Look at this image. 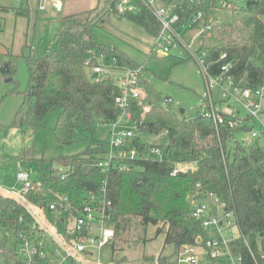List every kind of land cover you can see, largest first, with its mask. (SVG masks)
Returning <instances> with one entry per match:
<instances>
[{"label":"trees","instance_id":"16d2710c","mask_svg":"<svg viewBox=\"0 0 264 264\" xmlns=\"http://www.w3.org/2000/svg\"><path fill=\"white\" fill-rule=\"evenodd\" d=\"M247 1H253L249 8ZM247 1L237 6L238 0H204L194 5L186 0H157L170 5L179 15L176 28L190 22L198 12H204L207 23L210 11L216 6L231 11V23L210 27L220 47L203 46L196 56L204 53L207 76H219L220 67L230 63L225 77H231L237 87L255 90L264 84V0ZM221 2L226 6L222 8ZM116 3H110L107 14L139 25L150 36L158 34L160 23L146 0H134L135 12L119 13ZM66 19L69 25L55 37L53 50L41 56L31 50L25 57L28 84L10 126L34 133L41 129L49 113L58 110L53 132L60 146L72 144L77 132L83 138H92L98 124L109 125L119 115L114 103L119 94L115 82L107 75L91 79L85 72V57L89 53L93 57L105 53L117 57L127 67L137 66L131 59L97 42L93 30L102 20L97 23L93 19L86 22H77L73 17ZM196 26L192 24L191 28ZM222 54L226 58L220 60ZM130 104L132 121L138 123L137 131L142 135L141 142L137 138L135 144L138 151H143L142 139L146 135L165 134L161 161L135 160L131 170L103 174L96 165L103 159L107 142L92 140L82 153L36 162L38 181L31 180L25 201L46 214L49 205L55 204L56 210L51 212L54 222L59 214L65 216L59 221L61 233L67 241L78 240L77 232L72 235L69 232V221L79 216L88 194H94L96 203H100L105 188L104 199L111 203L106 211L115 238L127 230L130 218L137 217L143 226L157 227L156 235L163 233L164 244L172 245L176 254L181 246L194 244L201 234L200 223L192 217V204L214 194L235 213L241 238L233 251L240 255L241 264H264V236L260 237V233L264 234V152L259 138L251 136L254 126L247 124L252 119L247 116L234 128L222 127L216 131L200 117L178 119L168 108L148 105L144 111L143 103ZM1 129L4 133L8 130ZM244 132H250V141L236 139L238 133ZM178 163L192 164L194 168L171 176ZM38 229L36 220L23 204L0 194V230L16 236L14 249L0 245V255L6 261L16 262L20 234L27 237L35 234L37 242L41 241L43 232ZM114 242L110 243L112 249ZM158 261L166 264L165 258L159 257Z\"/></svg>","mask_w":264,"mask_h":264},{"label":"rangeland","instance_id":"374dc122","mask_svg":"<svg viewBox=\"0 0 264 264\" xmlns=\"http://www.w3.org/2000/svg\"><path fill=\"white\" fill-rule=\"evenodd\" d=\"M113 1H117L116 4L124 3L125 11H136L134 0H0V66L10 63V73L6 76L0 74V188L2 190L18 192L21 189V183L16 178L19 172L27 173L29 180L38 181L36 162L40 160L49 162L60 156H73L82 153L92 140L100 142L108 140L107 125L98 124L92 138H83L77 132L72 144L60 146L53 132L58 110L52 111L45 117L41 129L37 132L25 133L10 127L22 103V93L28 84L25 57L31 50H35L40 56L48 50H53L56 47L55 37L69 25L66 21L68 17H73L77 22L93 19L94 22L99 23L98 21L102 20V23L93 30L97 42L101 46L116 50L143 67L144 82L142 81L140 92L144 106L161 108L167 106L165 100L170 99L172 102L167 107L171 113L178 119L191 120L198 117L207 83L211 86L213 100L218 101L221 98V86L213 82L212 78H208L206 83L196 54L203 46L220 47L212 36L210 27L231 23V11H224L216 6L210 11L207 23L203 12L196 27H181L179 33L183 45L177 43L170 52L163 53L159 48L154 47L155 38L139 25L120 19L116 15L107 14ZM243 3L244 0H238L237 6ZM57 5L60 6V10H56ZM85 59L88 61L91 57L87 55ZM98 62L104 67L110 66L108 55L103 61L98 59ZM119 63H121L120 59ZM85 72L92 76L89 67H85ZM223 87L227 86L223 85ZM261 105L262 114L259 121L264 123V99ZM237 109L240 116L245 117L242 107L237 106ZM252 124L253 130H259L258 122L252 120L247 125L250 127ZM3 127L8 128L6 133L2 132ZM258 138V143L264 152V135ZM236 139L250 141V132L238 133ZM142 141L158 145L163 149L166 137L163 133L155 136L146 135ZM152 158L158 159L157 156ZM45 216L48 223L55 225L57 232L61 233L62 226L59 221L65 216L59 214L58 223L54 222V213L48 212ZM69 223L73 225L74 221ZM110 227H112L110 222L104 224V228ZM156 230L157 227L151 224L143 226L137 217L130 218L127 230L114 239V250L111 244L104 245L95 258L102 264H160L158 258L161 257L166 259V264H175L174 247L165 245L164 234L156 235ZM97 232L94 229L93 234ZM233 234L238 236L237 230H234ZM44 242H48L47 238ZM15 244L14 233L0 230V245L14 249ZM47 258L55 261L49 254ZM199 259L202 264H210L204 253L199 254ZM0 264H7L2 255H0Z\"/></svg>","mask_w":264,"mask_h":264},{"label":"built area","instance_id":"2783aa9c","mask_svg":"<svg viewBox=\"0 0 264 264\" xmlns=\"http://www.w3.org/2000/svg\"><path fill=\"white\" fill-rule=\"evenodd\" d=\"M155 1H146L160 23V30L154 37V47L159 48L163 53H167L177 43L183 45V39L179 33L181 27H191L192 24L198 25L203 13L198 12L191 18L190 22L176 28L180 20L179 15L174 12L170 5ZM196 2L195 0H186L189 5H194ZM225 6L226 3L221 2V7ZM116 9L119 13H124V3L117 4ZM56 10H60L59 5H57ZM88 55L91 59L85 60L84 65L90 68L92 74L110 76L119 91L114 99L119 115L114 122L107 125L106 152L96 167L103 174H106L111 170H131L133 169L132 162L135 160L161 161L164 152L162 147L144 143L145 147L141 152L138 151L135 145L137 138H140L138 143L141 142L142 135L137 131L138 123L132 121L130 103L132 101L142 103L140 88L143 81V67L138 65L127 67L119 63L118 58L114 56H108L110 66L104 67L99 64L98 59L103 61L107 54L99 53L96 57H93L90 53ZM203 57L204 53L201 57H198L197 61L206 83L208 78H212L213 82L221 86L222 96L218 101H214L211 96V86L207 83L206 93L198 110V117L210 123L216 131L222 127L234 128L238 123L241 124L244 118L240 116L237 109V106H241L245 111V117L248 116L259 124V130L253 131L251 136L257 138L264 135V123L259 121L262 114L261 104L264 99V84L255 90L237 87L231 77H225V74L231 68L230 63L223 64L220 67L219 76H207ZM93 58H95L94 65L91 67L90 63ZM225 58V54L220 56V60ZM223 85L227 87H223ZM171 102L170 99H167L165 105L168 106ZM167 106L162 108H168ZM147 109L148 106H144V111H147ZM153 156H157L158 159H153ZM193 168L192 164L178 163L173 167L171 176L185 173L193 170ZM16 178L21 183V189L18 192L7 190L6 194L26 207L36 220L38 230L42 231L43 234L42 240L39 242H37L38 237L35 234L31 237L20 234L18 236V246L16 247L18 258L16 262L6 261L7 264H102L95 256L99 255L104 245L110 244L115 238L113 225L110 228H104V224L110 222V215L106 209L111 205L110 202L106 203L104 199L105 188L102 189L103 199L100 203H96L94 194H88V199L78 213L79 216L74 219L73 225L69 224L70 234L77 232L79 239L67 241L62 233L57 232L56 226H52L45 219L46 213L44 210L34 208L25 201L24 195L31 186V180H29L27 173L19 172ZM63 202L66 203L67 200L63 199ZM55 210V204L49 205V212ZM192 217L200 223L201 234L196 237L194 244L183 245L179 248L175 254V264H202L199 259L201 253L208 257L210 264H241L240 255L233 251V246L241 238L237 219L235 213L226 208L225 203L216 195L208 194L205 200H197L192 204ZM57 220L58 218H55V222ZM94 229L98 231L95 234H93ZM234 230H237L238 236H234ZM46 238L47 243L44 242ZM244 243L247 244L246 241ZM47 254L51 255L55 261H50ZM250 255L255 260L253 252L250 251Z\"/></svg>","mask_w":264,"mask_h":264},{"label":"water","instance_id":"95a60500","mask_svg":"<svg viewBox=\"0 0 264 264\" xmlns=\"http://www.w3.org/2000/svg\"><path fill=\"white\" fill-rule=\"evenodd\" d=\"M253 4V1H247L246 2V7L249 8L251 5ZM10 73V69H9V64L4 63L0 66V74L2 76H6ZM97 77L96 74H92L91 79H95ZM12 80L10 79L9 82H11ZM264 234L260 233V237H263Z\"/></svg>","mask_w":264,"mask_h":264},{"label":"crops","instance_id":"0c3cea01","mask_svg":"<svg viewBox=\"0 0 264 264\" xmlns=\"http://www.w3.org/2000/svg\"><path fill=\"white\" fill-rule=\"evenodd\" d=\"M135 64H136V63H135ZM136 65H137V64H136ZM143 82H144V79H143ZM6 191H7V190H2V189L0 188V194L3 195V196H5V197H9V195L6 194ZM45 218H46V216H45Z\"/></svg>","mask_w":264,"mask_h":264}]
</instances>
